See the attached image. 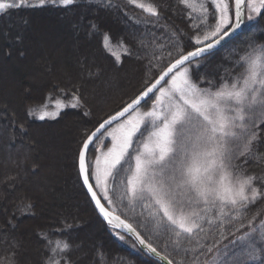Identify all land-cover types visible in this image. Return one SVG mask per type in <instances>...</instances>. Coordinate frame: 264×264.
Returning a JSON list of instances; mask_svg holds the SVG:
<instances>
[{
  "label": "trees",
  "instance_id": "obj_1",
  "mask_svg": "<svg viewBox=\"0 0 264 264\" xmlns=\"http://www.w3.org/2000/svg\"><path fill=\"white\" fill-rule=\"evenodd\" d=\"M145 2L157 6L159 17L150 16L128 0H75L71 6L52 0H46L44 4L39 0H28L26 5L0 13V59L7 66L13 61L29 64V43L36 44L31 31L44 27L46 21H56L64 26L68 45L72 47L63 68L47 74L43 82L30 84L24 75L25 69L19 68L15 72L21 84L13 89L15 96L7 99L0 94V264H8L7 258L12 257L14 264H45L46 260L54 264L57 259L63 264L64 256L71 264H163L146 255L130 236L100 217L73 163L81 133L85 129H94L142 89L145 65L153 54L158 58L153 62L160 65L158 70H153L158 75L179 54L194 50L193 37L202 36L209 30L202 29L197 33L192 28L193 19L187 15L189 9L178 0ZM209 11H212L211 7ZM193 17L198 21L199 13H193ZM215 22L210 16L209 23L214 25ZM173 32L179 36L175 47ZM106 35L110 38L111 51L105 47ZM250 37L256 44H264V16L246 19L243 30L226 44L193 59L191 77L195 84L207 89L209 82L214 81L217 87L212 91L225 81L231 84L229 73L235 75L234 50L242 48ZM120 42L133 55L122 56V62H117L116 55H122V48L117 46ZM169 52L171 56H168ZM137 54L143 59H137ZM45 61L40 60L51 68V61L49 65ZM109 79L118 81L111 86ZM74 89H78L76 94L83 96L85 108L65 107L59 110L61 114L57 117L39 118L42 110L56 107L58 102L71 104ZM150 101L141 106L148 107ZM30 109L32 115H28ZM85 111L90 114L85 116ZM21 126L25 132L20 131ZM53 129H59L61 135H66L68 129L71 134L73 144L65 164L52 156L55 145L44 144V137L40 136ZM260 137L264 141V128L260 129ZM93 152L89 153L92 161ZM254 152L264 155V142L254 145ZM247 169L249 174L264 178V163L250 159ZM41 171L46 175L38 176ZM113 201L115 212L174 264L178 261L192 264L197 256V264H213L223 257L229 260V253L239 248H233L230 241L247 230L248 220L254 214L264 210V200H259L231 225L213 227L209 231V225L204 224L207 239H200L205 235L200 233L189 240L183 236L177 238L172 233H162L158 237L154 234V222L148 216V209L139 203L129 204L127 199L121 202L119 192L113 195ZM261 219L264 215L254 223L259 224ZM237 228H240L239 232ZM220 232L225 238H221ZM198 239L206 247H198ZM166 240L168 247H164ZM176 240L180 244L178 252L172 243ZM217 240L219 243L212 252L201 255ZM56 241L67 242L70 251L53 253L51 249L56 247ZM253 264H259V261Z\"/></svg>",
  "mask_w": 264,
  "mask_h": 264
},
{
  "label": "snow or ice",
  "instance_id": "obj_2",
  "mask_svg": "<svg viewBox=\"0 0 264 264\" xmlns=\"http://www.w3.org/2000/svg\"><path fill=\"white\" fill-rule=\"evenodd\" d=\"M52 2L71 6L75 0ZM128 2L150 16L159 17L157 6L152 2ZM27 3L28 0H0V13ZM39 3L44 4L46 0H39ZM178 3L189 9L187 15L193 19L192 28L197 33L209 30L193 37L194 50L179 54L158 75L153 70H158L160 65L153 62L158 61L153 54L145 65L142 89L94 129L81 133L73 161L78 178L104 219L109 224L115 222L116 228L126 229L149 253L156 255H160L156 247L116 214L112 196L117 192L121 202L127 199L129 204L139 203L149 210L155 235L172 233L177 238L183 236L189 240L200 233H205L200 239H207L204 224L209 225V231L213 227L231 225L234 220L241 219L250 206L264 200V178L249 174L247 169L250 159L264 163V155L254 152V145L264 142L260 137V129L264 128V44H256L250 37L242 48L235 49V75L229 73L232 83L225 81L216 91L211 90L217 87L214 81L209 82L207 89L193 83L189 68L193 59L208 54L224 36L239 28L245 17L252 20L253 14L264 16V0H178ZM193 13H199L198 21ZM210 16L216 21L214 25L209 23ZM172 35L176 36L175 47L179 36L175 32ZM117 46L122 48V55L113 53L117 62H122V56L133 55L123 42ZM105 47L111 51L107 35ZM171 55L169 52L168 56ZM136 58L143 59L138 54ZM77 92L78 89L73 90L71 104L58 102L57 108H85L86 102ZM149 100H152L150 108L139 111ZM32 114L30 109L28 115ZM60 114L58 110H42L39 118H54ZM89 114L84 112L85 116ZM20 131L26 129L21 126ZM105 136L111 138V147L97 155L93 162L89 153L98 151L97 143L103 144ZM261 215L264 210L254 214L248 220L247 230L230 241L233 248L243 250L234 253L229 260L221 258L213 264H249V261L264 264V219L259 224L254 223ZM219 234L225 238L223 232ZM51 243L48 241L49 245ZM172 243L178 252V240ZM218 243L215 241L201 255L212 252ZM197 246L206 247L199 239ZM164 247H168L167 240ZM70 249L67 242L56 241L51 251L67 253ZM7 260L8 264H14V257ZM161 260L173 264L167 256L161 255ZM198 260L197 256L192 264H197ZM45 264L53 262L46 260ZM54 264H61V260H55ZM63 264H71V261L64 256Z\"/></svg>",
  "mask_w": 264,
  "mask_h": 264
},
{
  "label": "rangeland",
  "instance_id": "obj_3",
  "mask_svg": "<svg viewBox=\"0 0 264 264\" xmlns=\"http://www.w3.org/2000/svg\"><path fill=\"white\" fill-rule=\"evenodd\" d=\"M256 17L257 16L253 14V18H256ZM245 21H246V17H245ZM44 25H45L44 27L41 26L40 28L38 27L37 29H34L31 31V33L33 34L32 36L36 40V44L33 45L29 41L30 42L29 44L31 46L28 49V55H27V58H28L27 62H29V64L24 61H13L10 63V65L7 66L0 59V94L3 97L7 99L12 98L13 96H15L13 89L15 87H20L21 82L16 76V72H15L17 71V69L19 68L22 70L25 69L24 75L27 81L30 84H36L39 82L40 83L43 82L47 74L54 73V70L56 69L59 70L61 69V67L63 68V65L67 63L68 61L67 56L69 52L68 50H70V48L72 49V47L71 45L70 46L68 45L69 39H66V36L64 33L65 31L64 26L60 25L56 21H46ZM41 58L44 61L45 60L47 61V65H49L48 63L51 61L50 62L52 63L51 68L48 69L46 64L44 65V63H41L40 62ZM47 59H50V60H47ZM31 65L33 66V68H30ZM189 68H190V78L192 82L195 83L191 77V65H189ZM62 73H64L63 70H62ZM117 81L118 79H115V80L109 79V83L111 84V86L113 85V83H117ZM63 104H66V103H63ZM151 104H152V101H150L148 107L140 106L139 111L141 112L147 111L150 108ZM57 110L59 111L60 109H58L56 105V107L55 106L51 107L45 111L52 112V111H57ZM113 127H115V124L113 125ZM66 132H67L66 135L65 134L61 135L59 132V129H53L49 131L48 134L40 135L42 138L44 137L43 138L44 144H48L49 146L52 144L55 145L54 153L52 152L53 153L52 156L53 155L56 156L57 160H59L60 162L63 161L62 162L63 164H65V159L67 161L69 157L68 154H69L71 145L73 144L72 139L70 138L71 134L69 133V130L67 129ZM102 139H103V144L98 142L97 143L98 151L93 152V157H94L93 162L95 161V158L97 155H99L102 152H106L107 148L111 147L112 142H111L110 137L105 136ZM45 175L46 174L43 171H41V173H39L38 176L43 177ZM42 190L45 191V193L47 192V189H42ZM109 225L115 228L114 225H111V224ZM242 250L243 249L240 247L237 249H234L235 252L229 253L230 257H232L234 253L241 252ZM222 259L228 260L227 258H224V257ZM251 262L252 261H249V264H253V262L252 263Z\"/></svg>",
  "mask_w": 264,
  "mask_h": 264
},
{
  "label": "water",
  "instance_id": "obj_4",
  "mask_svg": "<svg viewBox=\"0 0 264 264\" xmlns=\"http://www.w3.org/2000/svg\"><path fill=\"white\" fill-rule=\"evenodd\" d=\"M244 23H245V19L243 20V22L241 23V25H240L239 28L232 30L231 32H229V34H228L227 36H224L223 39L220 40V43L217 44V45H215V46L209 51V53H211V52L217 50L218 48H220L221 46H223L225 43H227L229 40H231L233 37H235L237 34H239V33L243 30V28H244ZM204 55H205V54H204ZM85 188H86V186H85ZM86 190H87V188H86ZM89 195H90V194H89ZM92 202H93V204H94V206H95V202H94V201H92ZM106 207H107V206H106ZM95 209L97 210V212H98V214L100 215V217H101L106 223H108L107 220L104 219V217L102 216V214L99 213V209H97L96 207H95ZM110 210H111V209H110ZM116 214H117V213H116ZM117 215H119V214H117ZM119 216H120V215H119ZM120 217H121V219L126 220V219H124L122 216H120ZM126 221H127L128 223H130L128 220H126ZM108 224H109V223H108ZM114 224H115V222H114L113 224H111V225H114ZM114 227H115V226H114ZM133 227H134V226H133ZM115 228H116V227H115ZM134 228H135V227H134ZM116 229H118L119 231H121V232L127 234V235L130 236L133 240H135V242H136L137 245L140 247V249H141L143 252H145L149 257L154 258V259H156V260L162 262L163 264H166L165 261L161 260V255L165 256L164 254H162V253L159 252L158 250H157V252L160 253V255H156V254L149 253V252L147 251L146 247H145L144 245H140L139 242H138V240H137V238H136L134 235H132L131 233L127 232L126 229H124V228H116ZM145 241H146V240H145ZM146 242H147V241H146ZM147 243H148V242H147ZM169 260H170V259H169ZM173 264H174V263H173Z\"/></svg>",
  "mask_w": 264,
  "mask_h": 264
}]
</instances>
